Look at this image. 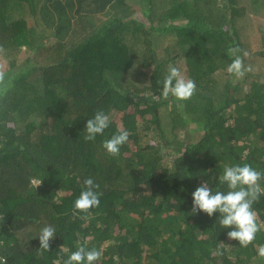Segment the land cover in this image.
I'll return each mask as SVG.
<instances>
[{
  "label": "trees",
  "instance_id": "obj_1",
  "mask_svg": "<svg viewBox=\"0 0 264 264\" xmlns=\"http://www.w3.org/2000/svg\"><path fill=\"white\" fill-rule=\"evenodd\" d=\"M229 48L247 53L243 77ZM170 64L195 81L189 99L162 97ZM98 110L110 127L86 141ZM118 129L128 141L109 155ZM233 163L264 171V0H0L5 264H63L81 244L96 264H264V194L247 246L190 212L191 192ZM88 177L100 204L77 211Z\"/></svg>",
  "mask_w": 264,
  "mask_h": 264
},
{
  "label": "clouds",
  "instance_id": "obj_2",
  "mask_svg": "<svg viewBox=\"0 0 264 264\" xmlns=\"http://www.w3.org/2000/svg\"><path fill=\"white\" fill-rule=\"evenodd\" d=\"M238 53V48H229L225 53L231 58L227 72L236 78L243 77L246 72L252 70L251 66L244 64L243 56L247 53L243 56ZM158 83H162V97L167 98L171 95L180 101L189 99L196 89L195 81L186 78L178 67L171 64L162 82ZM110 123L108 113L103 110L96 111L91 117H87L83 129L84 139L95 141L98 136L105 134ZM128 137L127 129H118L104 139L101 146L109 155H116L128 141ZM262 179L264 171L257 170L248 163L224 165L222 172L217 175L215 186L209 187L210 181L206 179L191 192L190 212L194 215L203 213L209 218L215 216L216 227L227 229L228 238L238 241L241 246H247L259 231L253 204L261 194H264V187L260 184ZM98 189L99 185L94 183L93 178H85L83 187L74 200L73 208L83 212L99 206L101 192ZM55 235L56 229L52 225L41 227L36 235L39 248L48 251L49 242ZM101 255L99 249L81 244L67 255L63 264H96ZM258 255L264 257V245L259 247ZM0 264H5L3 257H0Z\"/></svg>",
  "mask_w": 264,
  "mask_h": 264
},
{
  "label": "rangeland",
  "instance_id": "obj_3",
  "mask_svg": "<svg viewBox=\"0 0 264 264\" xmlns=\"http://www.w3.org/2000/svg\"><path fill=\"white\" fill-rule=\"evenodd\" d=\"M255 19H258L257 16H253Z\"/></svg>",
  "mask_w": 264,
  "mask_h": 264
}]
</instances>
